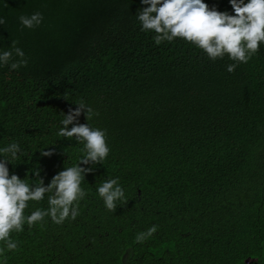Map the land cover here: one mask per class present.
Returning <instances> with one entry per match:
<instances>
[{
    "label": "trees",
    "instance_id": "obj_1",
    "mask_svg": "<svg viewBox=\"0 0 264 264\" xmlns=\"http://www.w3.org/2000/svg\"><path fill=\"white\" fill-rule=\"evenodd\" d=\"M206 2L230 10L227 0ZM140 7L0 0V51L15 41L28 59L0 66V147L18 142L24 153L10 172L31 182L39 167L47 184L75 162L82 145L56 131L80 100L111 147L85 176L77 218L25 225L13 233L18 248L3 253L7 264H264V45L230 73L227 57L210 61L181 39L156 45L140 30ZM36 11L42 24L23 27L19 17ZM110 177L127 197L113 211L96 193Z\"/></svg>",
    "mask_w": 264,
    "mask_h": 264
},
{
    "label": "clouds",
    "instance_id": "obj_2",
    "mask_svg": "<svg viewBox=\"0 0 264 264\" xmlns=\"http://www.w3.org/2000/svg\"><path fill=\"white\" fill-rule=\"evenodd\" d=\"M227 2L230 10L210 6L206 0H140L142 7L137 10L136 19L141 31L154 33L152 39L156 45L181 39L201 50L210 61L227 57L232 63L226 65V71L231 73L240 64H247L264 45V0ZM43 20L39 11L19 17L21 25L29 29L38 27ZM3 23L0 17V24ZM14 55L19 59H13ZM27 63L24 50L16 46L15 41L10 50L0 51V66L8 65L16 70ZM73 103L77 107L62 112L56 135L75 139L82 145L81 154L70 166L53 175L49 183L45 184L39 167H32L31 176L35 179L31 182L10 172L9 164L24 155L18 142L0 147V264H7L4 252L18 248L13 233L23 232L25 225L31 229L42 224L45 218L58 225L77 218L79 204L87 196L82 186L86 174L94 171V165H103L111 152L107 129L89 123L95 115L94 109L83 100ZM82 113L87 123L79 122ZM46 148L39 150L41 155L51 156L52 151H45ZM96 193L108 211L127 200L119 177L102 181ZM45 198L47 207H35L26 212L30 201L40 202ZM157 229V225H152L138 232L136 243L145 242Z\"/></svg>",
    "mask_w": 264,
    "mask_h": 264
}]
</instances>
